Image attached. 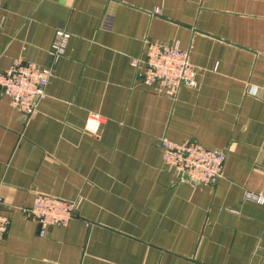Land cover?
<instances>
[{"label": "crops", "instance_id": "crops-1", "mask_svg": "<svg viewBox=\"0 0 264 264\" xmlns=\"http://www.w3.org/2000/svg\"><path fill=\"white\" fill-rule=\"evenodd\" d=\"M58 29L37 112L0 95V264H264V0H1L0 71L54 64ZM148 40L188 49L197 86L142 80ZM164 136L225 151L223 177L192 185ZM38 192L77 216L41 235Z\"/></svg>", "mask_w": 264, "mask_h": 264}, {"label": "built area", "instance_id": "built-area-1", "mask_svg": "<svg viewBox=\"0 0 264 264\" xmlns=\"http://www.w3.org/2000/svg\"><path fill=\"white\" fill-rule=\"evenodd\" d=\"M1 3V0H0ZM71 33L58 29L50 48L54 64L40 66L32 61L16 58L11 65L0 71V95L7 94L12 105L26 118L38 110L41 98L47 94V86L55 70L56 62L65 54ZM132 64L142 80L161 89L168 96H175L182 84L196 87L198 84L196 66L188 49L179 43L165 44L148 40L145 56L133 57ZM164 160L177 170L192 185L216 184L224 174L227 159L225 151L207 148L193 140L177 142L164 136L160 140ZM245 199L264 204V193L247 189ZM3 197L0 195V204ZM27 216L41 226L40 234L46 235L55 225H67L78 214V204L52 194L38 192L32 206L24 207ZM11 224L8 215L0 212V237Z\"/></svg>", "mask_w": 264, "mask_h": 264}]
</instances>
